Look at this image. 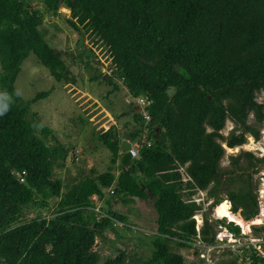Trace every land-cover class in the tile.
I'll return each instance as SVG.
<instances>
[{
  "label": "trees",
  "instance_id": "obj_1",
  "mask_svg": "<svg viewBox=\"0 0 264 264\" xmlns=\"http://www.w3.org/2000/svg\"><path fill=\"white\" fill-rule=\"evenodd\" d=\"M39 1L41 8L29 0H0V264H187L170 243L190 247L199 240L215 247L217 226L242 236L225 217H205L197 230L193 216L202 207L192 196L206 191L211 208L228 200L244 220L259 212L252 174L264 156L241 150L228 155V167L220 161L223 145L260 138L264 0ZM62 6L68 24L89 31L109 54L110 72L92 79L118 89L117 76L133 99L149 101L147 123L135 109L136 125L123 137L141 139L137 155L119 163L122 137L111 124L96 135L110 152L106 169L82 171L70 183L54 173L65 167L72 147L30 113L50 91L24 100L14 86L30 53L56 81L69 80L67 64L41 30L45 15H57ZM226 120L235 127L224 136ZM93 195L104 203L99 212ZM135 198L150 201L157 214L150 255L101 258L96 237L117 222L128 225L114 204ZM30 206L36 214L25 220ZM252 228L264 232V225ZM237 259L223 264H241Z\"/></svg>",
  "mask_w": 264,
  "mask_h": 264
},
{
  "label": "rangeland",
  "instance_id": "obj_2",
  "mask_svg": "<svg viewBox=\"0 0 264 264\" xmlns=\"http://www.w3.org/2000/svg\"><path fill=\"white\" fill-rule=\"evenodd\" d=\"M29 1L36 7H42L39 0ZM68 17L69 10L62 6L57 15H45L41 30L45 33L48 43L60 53L67 64L69 80L56 81L49 74L48 69L30 53L22 62L14 83L16 91L24 100L32 98L38 92L50 91L46 98L30 105V113H35L42 124L46 125L50 121L54 122L55 127L60 128L61 124L65 126L64 132L68 134V137H65L64 132H62L63 134L58 132L57 136L70 141L75 146V150H71L73 153H70L71 159L67 158L65 163V168L68 167L66 174H62L64 167L55 170V176L61 179H66L68 176L73 177L76 168H80L84 174H89L91 170L104 171L110 152L95 139L94 130L104 131L113 119L123 138L136 125L133 113L137 109L134 99L128 96L129 93L126 92L122 81L117 76H114L113 81L117 84L118 89H113L101 77L96 80L92 79L99 73L106 75L110 72L109 54L105 47L93 42L94 37L89 31H84L82 28L80 32L75 31L68 24ZM257 100L264 102L263 92L257 94ZM252 121L253 117L250 114L249 122ZM234 127L232 121L226 120L225 126L221 130L222 135L226 136ZM223 147L225 155L220 161L221 167L229 166V154H237L241 150L251 151L257 157L264 156V123L260 128L258 141L247 136L246 143L241 146L228 148L223 145ZM81 150L83 151L82 155ZM76 155H80L79 161L75 159ZM244 162L245 160L242 158L240 163ZM256 169L257 172L252 174V183L256 186L259 205L257 217L245 220L249 223L246 232L242 225L226 218V221L239 225L240 231H243L242 233L247 235V238L264 235V232H255L252 228V226L264 225V213L263 210L260 211V207L264 205V162L260 163ZM220 194L222 197H226L224 191H221ZM192 199L202 207L193 216L196 229L201 227L205 217L212 222L220 219L215 215V208H211L212 198L207 196L206 191H196ZM99 203L97 201L95 206ZM228 203L231 206L229 201ZM99 205L104 206V203ZM114 209L127 217L128 225L117 222L115 230L104 231L101 236L96 237L94 249L100 253L101 258L115 257L121 252L127 256L135 255L147 258L151 253L150 242L156 231L157 218L151 202L136 199L128 204H114ZM237 213L239 214V212ZM35 214V209L30 206L24 209L23 218L30 220ZM216 228L217 242L213 248H204L199 240L190 247H180L175 243H170V248L180 253L187 264H223L228 260H233L236 252L232 250L228 242L227 230L220 226ZM237 260L239 262V259Z\"/></svg>",
  "mask_w": 264,
  "mask_h": 264
},
{
  "label": "built area",
  "instance_id": "obj_3",
  "mask_svg": "<svg viewBox=\"0 0 264 264\" xmlns=\"http://www.w3.org/2000/svg\"><path fill=\"white\" fill-rule=\"evenodd\" d=\"M136 108L140 111L144 120H149V116L146 112V105L149 104V101L144 97H137L134 99ZM141 139H136L134 141H130L131 147L129 149L131 153V159L137 155L138 147L140 145ZM78 155H76L75 159L77 160ZM108 191L112 193V188H109ZM263 210L264 213V205L260 207V211ZM95 211L99 212V208L96 207ZM261 213V212H260ZM262 214V213H261ZM264 224V223H263ZM242 236H235L234 233L228 232L229 244L232 247V250L239 255V262L241 264H264V235L259 236H251L247 238V235L242 233ZM223 241V240H221ZM195 243V242H194ZM204 248H213L212 245H204Z\"/></svg>",
  "mask_w": 264,
  "mask_h": 264
},
{
  "label": "crops",
  "instance_id": "obj_4",
  "mask_svg": "<svg viewBox=\"0 0 264 264\" xmlns=\"http://www.w3.org/2000/svg\"><path fill=\"white\" fill-rule=\"evenodd\" d=\"M127 92V91H126ZM128 96H130L129 94H128ZM99 104V103H98ZM49 120H52V119H50V118H48ZM112 119V118H111ZM110 119V120H111ZM44 125H45V123H43ZM111 124H114L115 126H116V123H115V121H113V119H112V121H111V123H109V126L111 125ZM45 126H48L51 130H52V133H53V135L61 142V143H63V144H65V145H67V146H70V147H72V151H74L75 149H74V145L73 144H71L70 143V141H67V140H63V139H60L58 136H57V133L58 132H64L65 130H66V128H65V126H63L62 124H61V127L60 128H58V127H55V125H54V122H50V121H48L47 122V124L45 125ZM70 127H71V125H69ZM108 126V127H109ZM107 126H106V128H105V130H107V128H108ZM117 128V127H116ZM58 130V131H57ZM104 130V131H105ZM118 130V129H117ZM103 132V131H102ZM98 133H100V132H98V131H95L94 130V137H95V139H97L96 138V135L98 134ZM63 134V133H62ZM64 135H65V137H68V134L66 133L65 134V132H64ZM123 139H128V138H122V140ZM129 140V139H128ZM74 149V150H73ZM71 151V152H72ZM73 153V152H72ZM81 155L83 154V151L81 150ZM69 157H70V155L68 156V159H69ZM67 159V160H68ZM70 159H71V157H70ZM79 159H80V155H78V157H77V160L79 161ZM76 162V161H75ZM68 168V167H67ZM67 168H63V172L64 173H62V174H66L65 172L66 171H68V169ZM62 169V168H61ZM81 172H82V170L80 169V168H76V172L75 173H73L74 174V176L73 177H71V176H68L66 179L64 178L63 180H64V182L65 183H70L71 182V180L73 179V178H75V177H77V176H79L80 174H81ZM68 174V173H67ZM116 174H117V172H116ZM92 198V200H93V202H95V204L97 203V197L96 196H92L91 197ZM137 198H135L132 202H134L135 200H136ZM99 204H101V203H103V201L102 200H99ZM132 202H129V203H132ZM99 204H97V207L98 206H100ZM128 204V203H127ZM114 207V206H113Z\"/></svg>",
  "mask_w": 264,
  "mask_h": 264
},
{
  "label": "bare ground",
  "instance_id": "obj_5",
  "mask_svg": "<svg viewBox=\"0 0 264 264\" xmlns=\"http://www.w3.org/2000/svg\"><path fill=\"white\" fill-rule=\"evenodd\" d=\"M252 140V139H251ZM215 215L219 218L225 217L228 218L231 221L236 222L237 224H240L243 226V228L246 229L249 228V223L241 218V216L238 213H232L230 211V206L227 200L222 202L220 205L215 207Z\"/></svg>",
  "mask_w": 264,
  "mask_h": 264
},
{
  "label": "water",
  "instance_id": "obj_6",
  "mask_svg": "<svg viewBox=\"0 0 264 264\" xmlns=\"http://www.w3.org/2000/svg\"><path fill=\"white\" fill-rule=\"evenodd\" d=\"M36 128L37 130H40L39 125H37ZM130 147L131 143L128 139L121 140L119 163L123 166L127 165V163L131 160V153L129 151Z\"/></svg>",
  "mask_w": 264,
  "mask_h": 264
},
{
  "label": "clouds",
  "instance_id": "obj_7",
  "mask_svg": "<svg viewBox=\"0 0 264 264\" xmlns=\"http://www.w3.org/2000/svg\"><path fill=\"white\" fill-rule=\"evenodd\" d=\"M130 141V140H129ZM221 218H224V217H221ZM198 230V229H197Z\"/></svg>",
  "mask_w": 264,
  "mask_h": 264
}]
</instances>
